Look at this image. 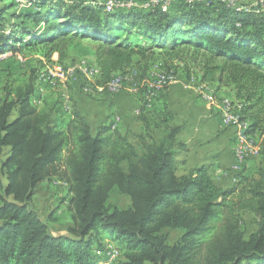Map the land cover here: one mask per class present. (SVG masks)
I'll use <instances>...</instances> for the list:
<instances>
[{
  "label": "trees",
  "instance_id": "16d2710c",
  "mask_svg": "<svg viewBox=\"0 0 264 264\" xmlns=\"http://www.w3.org/2000/svg\"><path fill=\"white\" fill-rule=\"evenodd\" d=\"M3 2L0 54L20 43L42 50L49 65L55 55L63 64L78 39L95 42L100 88L138 57L189 59L202 82L234 89L259 168L255 178L238 176L233 187L216 185L203 167L179 175L178 158L190 148L180 139L185 124L167 108L154 113L145 102L143 133L134 141L113 124L95 130L76 108L63 129L50 110L33 105L30 78L6 89L0 102V264H105L95 251L115 240L125 251L114 264H264V11L212 3L218 15L186 5L111 13L102 5L78 11L28 0L40 9L10 15L21 23L7 27L14 3ZM54 179L71 195L66 235H54L32 207L36 188Z\"/></svg>",
  "mask_w": 264,
  "mask_h": 264
},
{
  "label": "rangeland",
  "instance_id": "374dc122",
  "mask_svg": "<svg viewBox=\"0 0 264 264\" xmlns=\"http://www.w3.org/2000/svg\"><path fill=\"white\" fill-rule=\"evenodd\" d=\"M3 1H4L2 3L3 6L14 3L12 9L9 11V14L6 16L7 27H10L12 23H18V24L21 23V20H13L10 17V15L20 14L23 12L36 11L40 9L37 8L36 6H32L28 2V0H3ZM51 1H55L53 2L55 4L61 3L65 9L70 7H76L78 11H80V8H78L80 5L84 7L85 6L93 7L96 5H102L104 6L107 12H111V13H130L132 11L150 12L157 10H161L163 12H168L173 10L174 12L177 11L178 6L186 5L189 7L199 6L201 14L209 16V15H218L217 11H211V8H209L212 3H216V5H221V6L223 5L227 8H230L229 5L223 2L222 0H211V2L210 0H205V3L204 2L195 3V5H193L192 3L185 2V0H175L171 3L169 2L168 4L165 1L162 2L161 0H156L155 3H152L150 0H51ZM237 6H238V10H237L238 12L257 13L260 11H264V0H239ZM165 8H167L166 11L162 10ZM215 8H220V7H215ZM231 9H235V8H231ZM30 27H33V25L31 24ZM20 35L24 37L23 39L27 40V37H25L24 34H21V32ZM263 35H264V29H263ZM97 46L98 44L95 42L84 39H78L76 41L75 48L72 51L71 56L69 57L68 60H66L63 64H59L58 55H55L54 59H56V61H53L54 63L52 65H49L45 57L43 56L44 54L42 50L40 49L33 50L32 48H28V47L22 48L19 43L16 46L15 51L0 54V102H2V100L6 97L7 94L6 89H14L23 86L29 81L30 78H34V83H37L39 80V76L42 74L41 76L44 80L52 84L53 87H56L55 90L52 91V98H54L57 101V103L52 106V108H54L55 110V116H54L55 119L56 117H59V119H65L66 117L70 116V114L67 115L66 111L64 110V107L62 108V106L65 103H67L65 97L69 96V92L71 90V86L70 84L67 83V80L74 76H75L73 78L75 79L74 82L79 80L81 81L80 78H84V80L81 81V83L83 82V85L81 86L80 84L81 86L80 92H82L85 95V97L92 103L93 107H96V105H98L99 102L102 101L104 98H111V96L109 95L95 92L94 89L100 77V72L97 69L98 66L95 59ZM186 60L188 61L189 59ZM186 62L183 63V61L179 58L170 60L169 58L164 57L163 54L162 55L155 54L154 56L150 57L148 60L138 57L136 58L134 65L129 70H127L126 73L123 74L116 73L113 75V77L121 76L122 79L123 78L125 79V80L123 79L124 86L122 91L124 90V88L125 89L128 88V85L126 83H129V85H131L130 90L133 89L134 85H138V87L141 90L138 96L143 97V101L141 102L144 104L146 102V98L144 94L147 91V85L150 84V82L157 75V73L159 74L160 72H167L172 77H174L175 81L179 78L188 79V80L191 78L197 79L200 72L198 71V69H195V66L193 64L187 66ZM50 69L53 71L54 70L62 71L63 74L62 75L57 74L56 76H51L50 73H48V70ZM60 81L63 84H61ZM171 85H173V83ZM102 90L110 93L107 90L106 86L102 87ZM61 95H63V98L61 97ZM60 99H63L64 104L60 103ZM109 101L110 100H107L106 102L109 104L114 103V101L111 103ZM225 101L227 102L229 101V103L233 105L234 112L235 111L238 112L237 108L235 107L238 106V104L240 105L242 104L239 101L236 102L230 100H222L221 103L224 104ZM151 105H153V103ZM151 105L150 106L146 105L147 109H149ZM219 107H220V111H224L222 105H219ZM15 115L16 114L14 113L13 118L15 117ZM90 124L95 130L99 128V126H96V124H94L92 121L90 122ZM128 133L131 134L132 132L129 131ZM125 136L130 141H134L133 136L130 135L129 136L125 135ZM261 142L262 140H260L259 142L257 141L259 145ZM255 155L259 156V154H255ZM180 172L181 171H179L178 169L179 175H184L181 174ZM252 176L253 178H255L257 175L254 174ZM70 198L71 195L68 190V185L65 182L60 181L58 179L41 183L34 192V200L32 203V207L38 213L40 218L49 226L50 231L54 235L57 236L66 235L68 233V229L72 226L70 213L68 211ZM121 201L122 203H124L125 198H121ZM248 219L250 218L248 217ZM176 236L177 234L173 233L171 236V240H175ZM103 246H104L103 250L95 251V256L97 257V259L101 261V263L114 264L116 263V261L122 260L125 251V246L122 244L120 240L105 241L103 243ZM114 251L118 253L117 257L114 260H110L107 255L108 253Z\"/></svg>",
  "mask_w": 264,
  "mask_h": 264
},
{
  "label": "crops",
  "instance_id": "0c3cea01",
  "mask_svg": "<svg viewBox=\"0 0 264 264\" xmlns=\"http://www.w3.org/2000/svg\"><path fill=\"white\" fill-rule=\"evenodd\" d=\"M53 61H56L54 57ZM97 69L100 72V69ZM48 73L55 76L50 70ZM41 75L38 82L34 83L35 92L32 103L38 109L50 110L52 123L60 128L66 129L73 119V109L77 108L89 123L92 121L96 126L113 124V127L122 134L133 136V140L143 133L139 116L144 104L141 102L143 97L138 96L141 92L138 85H134L130 90L131 85L126 83L128 88H124L121 93L119 92L120 94L115 95L95 86V92L109 95L111 98H104L96 107H93L92 103L80 92V87L83 85L81 81L84 78L76 82L73 79L75 76L69 78L67 83L70 84L71 90L69 96L65 97L67 103L64 104L63 99H60V103L64 104L62 108L64 107L67 115L70 114V116L65 119H59V117L55 119V110L52 106L57 101L52 98V91L56 87L44 80ZM60 83L63 84L61 81ZM172 83L173 85L158 95L149 109L147 106L145 109L158 113L167 108L170 113L174 114L176 123L185 124V132L180 139L188 144L190 150L178 158L180 173L187 174L193 168L203 167L213 182L222 187L234 186L240 175L247 177L257 175L259 156L252 155L245 161H239L235 157L238 132L235 127H229L226 124L220 112L219 105L222 104V100L238 101L234 89L218 83H204L201 81V73L197 79L179 78L176 81L173 79ZM63 95H61L62 98ZM107 100H110V103L114 101V103L109 104ZM129 131L132 135L128 133Z\"/></svg>",
  "mask_w": 264,
  "mask_h": 264
},
{
  "label": "bare ground",
  "instance_id": "6f19581e",
  "mask_svg": "<svg viewBox=\"0 0 264 264\" xmlns=\"http://www.w3.org/2000/svg\"><path fill=\"white\" fill-rule=\"evenodd\" d=\"M211 1V0H210ZM223 2L227 3L229 5L230 8H235L238 10V6L237 3L236 4H230V2L228 0H222ZM204 2L205 0H201V3ZM229 2V3H228ZM188 3H192L193 5H195V3H200V2H188ZM237 6V7H236ZM242 8V7H241ZM50 71L53 73V75H59V74H63L62 71H56V70H51ZM158 76H162L164 78L161 79L160 84L158 85V95L159 93H161L164 89H167L166 87L171 85L174 77H172L169 73L167 72H160L159 74L157 73ZM65 76V75H63ZM124 79V78H123ZM121 76H117V77H112L111 82L107 85V90L112 93V90H118V93L122 91L123 86H124V81H123ZM119 80V81H117ZM125 80V79H124ZM153 82V80L150 82V84ZM123 85V86H122ZM147 92V91H146ZM223 106V110H230L231 113H235L234 112V108L233 105L229 103V101H225L224 104H221ZM242 104H238V106H236L235 108H237L236 113L238 114V120H236V127H240L241 130V134L240 132H238V137L236 140V144H235V156L236 158H238V144L241 143V148L244 151H256L255 154H258V148H256L255 143H254V138L247 133V131L249 130V123L246 121L242 120V113H241V108H242Z\"/></svg>",
  "mask_w": 264,
  "mask_h": 264
},
{
  "label": "built area",
  "instance_id": "2783aa9c",
  "mask_svg": "<svg viewBox=\"0 0 264 264\" xmlns=\"http://www.w3.org/2000/svg\"><path fill=\"white\" fill-rule=\"evenodd\" d=\"M152 3H155L156 0H150ZM162 2H167V4L170 2H173L175 0H161ZM230 2V4H236L238 3L239 0H228ZM185 2H200L201 0H185ZM164 78L162 76H158L156 75L153 78V82L151 84L147 85V92L144 94L145 98H146V103L148 106H150L153 101L158 97V85L160 84L161 79ZM119 81V80H117ZM123 86V85H122ZM112 94H118V90H112ZM226 121V124L229 127H235L237 129V132H240L241 134V130L240 127H236V120H238V114L239 113H231L230 110H225V111H220ZM256 151H244L241 148V143L238 144V160L239 161H245L247 160L250 156L255 155ZM117 252H111L108 253V257L110 260H114L117 257Z\"/></svg>",
  "mask_w": 264,
  "mask_h": 264
}]
</instances>
